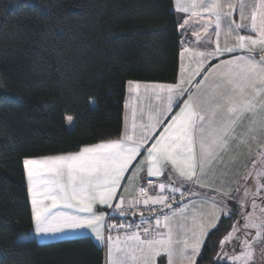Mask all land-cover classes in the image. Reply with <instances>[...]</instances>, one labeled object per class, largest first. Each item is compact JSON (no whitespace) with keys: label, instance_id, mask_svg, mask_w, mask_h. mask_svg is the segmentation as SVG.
I'll list each match as a JSON object with an SVG mask.
<instances>
[{"label":"snow or ice","instance_id":"obj_1","mask_svg":"<svg viewBox=\"0 0 264 264\" xmlns=\"http://www.w3.org/2000/svg\"><path fill=\"white\" fill-rule=\"evenodd\" d=\"M173 7L175 81L128 80L115 138L23 158L32 231L91 237L99 264H264V0Z\"/></svg>","mask_w":264,"mask_h":264},{"label":"trees","instance_id":"obj_2","mask_svg":"<svg viewBox=\"0 0 264 264\" xmlns=\"http://www.w3.org/2000/svg\"><path fill=\"white\" fill-rule=\"evenodd\" d=\"M173 6L0 0V264H99L103 253L91 237L31 238L22 160L115 138L128 80L175 81L180 35ZM65 114L76 116L72 129ZM231 223L224 221L213 240Z\"/></svg>","mask_w":264,"mask_h":264},{"label":"crops","instance_id":"obj_3","mask_svg":"<svg viewBox=\"0 0 264 264\" xmlns=\"http://www.w3.org/2000/svg\"><path fill=\"white\" fill-rule=\"evenodd\" d=\"M173 3H174V0H173ZM176 14H177V18H178V16L181 15L180 13H177V12H176ZM189 35H191V33H189ZM179 63H180V61H179ZM140 82H158V81H140ZM160 83H173V82H160ZM126 97H127V89H126V93H125V99H126ZM124 102H125V100H124ZM144 103H147V101H145ZM126 115L128 117V122L130 123V121H131L130 113H128L127 110L124 108V112H123V122H124V117ZM245 151H247V150H245ZM52 155H54V154H52ZM253 155H255V146L253 148ZM39 157H41V156H39ZM248 163H250V161L248 160L247 156H245V157H243L241 159V161L239 162V164L237 166L238 167H241V169L243 170V165L244 164H248ZM250 183H251V181H250ZM200 191L206 192L209 195H213L214 194V193L209 192L207 189H203V190H200ZM177 196H178V194H177ZM190 199L196 200V199H198V197H191ZM184 203H187V201H184ZM30 233H31V235H30L31 238L36 239L40 243L54 241V240H59V239L76 237V235H74V234H58L56 236H43V237L42 236H36L33 233L32 229H31ZM96 243L98 244V242H96ZM257 260L259 261V258H257Z\"/></svg>","mask_w":264,"mask_h":264},{"label":"rangeland","instance_id":"obj_4","mask_svg":"<svg viewBox=\"0 0 264 264\" xmlns=\"http://www.w3.org/2000/svg\"><path fill=\"white\" fill-rule=\"evenodd\" d=\"M67 126H68V125H67ZM68 128H69V129H72V128H73V126H71V127H70V126H68ZM257 258H259V253H257Z\"/></svg>","mask_w":264,"mask_h":264},{"label":"built area","instance_id":"obj_5","mask_svg":"<svg viewBox=\"0 0 264 264\" xmlns=\"http://www.w3.org/2000/svg\"><path fill=\"white\" fill-rule=\"evenodd\" d=\"M145 215H147V213H145ZM139 218L137 217V220H138Z\"/></svg>","mask_w":264,"mask_h":264}]
</instances>
